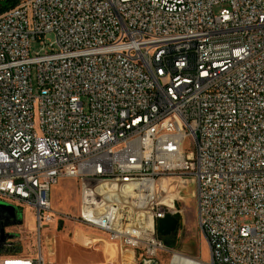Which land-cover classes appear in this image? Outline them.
<instances>
[{
	"label": "built area",
	"instance_id": "1",
	"mask_svg": "<svg viewBox=\"0 0 264 264\" xmlns=\"http://www.w3.org/2000/svg\"><path fill=\"white\" fill-rule=\"evenodd\" d=\"M62 179L79 183L74 215L53 210ZM189 184L208 263L264 264V0H19L0 13V201L16 212L0 209V264H92L45 257L41 230L57 221L115 244L118 264L158 258L157 220L183 221Z\"/></svg>",
	"mask_w": 264,
	"mask_h": 264
},
{
	"label": "rangeland",
	"instance_id": "2",
	"mask_svg": "<svg viewBox=\"0 0 264 264\" xmlns=\"http://www.w3.org/2000/svg\"><path fill=\"white\" fill-rule=\"evenodd\" d=\"M226 7V3L214 4L212 8L213 13L217 15L221 9ZM45 38L46 40H53V36L51 34L46 35ZM46 47L47 46L41 44L40 41L32 40L30 43V53L32 55L35 53H44ZM32 79L35 88V72L32 74ZM83 99L87 104V98L83 97ZM185 144V149H192V147L188 145L187 141ZM193 190L194 185L189 184L183 193V221L179 222V225L173 234L165 236L162 239L166 246V251L160 252L158 255L157 259L161 264H170L174 253H179L199 261H209V248L197 224L195 201L192 196ZM51 196L53 210L57 213L68 215H74L77 213L79 206V183L74 179H62L53 187ZM6 204L13 206L8 202ZM18 222L19 223L17 224L15 232L16 236L21 238L23 242H26L27 238V244H32L34 242V237L30 234V230L32 229L30 215L26 213L25 217H23L22 213H19ZM20 222L22 223L20 224ZM55 226H57V228H55ZM76 227L77 226H73L72 223L68 221L61 222V224L57 221L53 224H47V226L41 230L42 251L47 259L50 258L59 261L71 259L76 262L92 260L93 262L98 263L102 261L101 256L94 258V254L91 250L82 247L79 243H75V241L72 240V236L69 235V231H74ZM80 230V228H77L78 236L82 233H80ZM79 239L81 240V238ZM27 247H29V245H27ZM97 247L98 246H96V248ZM106 251H111L110 246L107 244Z\"/></svg>",
	"mask_w": 264,
	"mask_h": 264
},
{
	"label": "crops",
	"instance_id": "3",
	"mask_svg": "<svg viewBox=\"0 0 264 264\" xmlns=\"http://www.w3.org/2000/svg\"><path fill=\"white\" fill-rule=\"evenodd\" d=\"M60 226V225H59ZM57 228V227H55ZM79 230V229H78ZM82 232V233H81ZM80 235L77 234V228L74 231H69V235L72 236V240L75 241V243H79L82 247L91 250L94 254V258L97 256H101L102 261L93 262L92 260H86V261H73L71 259H66L65 261H71L74 263H92V264H117L118 260V251L115 244L101 240L97 238L94 234L90 232H84L80 230ZM81 238V240L79 239ZM83 241V242H81ZM106 244L110 246L111 251H106ZM79 246V245H78ZM96 246H98L96 248ZM80 247V246H79ZM50 259V258H49ZM53 261H59L55 259H50ZM63 262V261H59Z\"/></svg>",
	"mask_w": 264,
	"mask_h": 264
},
{
	"label": "water",
	"instance_id": "4",
	"mask_svg": "<svg viewBox=\"0 0 264 264\" xmlns=\"http://www.w3.org/2000/svg\"><path fill=\"white\" fill-rule=\"evenodd\" d=\"M0 209L7 212V214L12 218L15 219L16 212L15 208L9 204H6L2 201H0ZM7 222L5 221V224ZM179 220L176 216L172 214H165L163 217L158 218L156 226H157V232L161 237H165L170 235L172 232L176 230L178 227ZM0 233H3L2 228L0 229ZM141 256H139V259ZM142 264H161L157 258H142L141 259Z\"/></svg>",
	"mask_w": 264,
	"mask_h": 264
},
{
	"label": "bare ground",
	"instance_id": "5",
	"mask_svg": "<svg viewBox=\"0 0 264 264\" xmlns=\"http://www.w3.org/2000/svg\"><path fill=\"white\" fill-rule=\"evenodd\" d=\"M172 257L170 264H209L208 262L199 261L179 253H174Z\"/></svg>",
	"mask_w": 264,
	"mask_h": 264
},
{
	"label": "trees",
	"instance_id": "6",
	"mask_svg": "<svg viewBox=\"0 0 264 264\" xmlns=\"http://www.w3.org/2000/svg\"><path fill=\"white\" fill-rule=\"evenodd\" d=\"M18 1L19 0H0V13L16 5ZM178 220H180L179 216ZM161 238L163 239V237Z\"/></svg>",
	"mask_w": 264,
	"mask_h": 264
},
{
	"label": "flooded vegetation",
	"instance_id": "7",
	"mask_svg": "<svg viewBox=\"0 0 264 264\" xmlns=\"http://www.w3.org/2000/svg\"><path fill=\"white\" fill-rule=\"evenodd\" d=\"M176 229H177V228H176ZM175 231H176V230H175ZM175 231H174V232H175ZM174 232H172L171 234H173ZM171 234H170V235H171Z\"/></svg>",
	"mask_w": 264,
	"mask_h": 264
}]
</instances>
